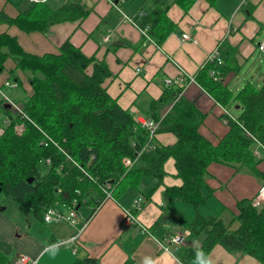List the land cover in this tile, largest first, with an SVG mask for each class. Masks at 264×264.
<instances>
[{
  "label": "trees",
  "instance_id": "obj_1",
  "mask_svg": "<svg viewBox=\"0 0 264 264\" xmlns=\"http://www.w3.org/2000/svg\"><path fill=\"white\" fill-rule=\"evenodd\" d=\"M147 1L137 7L132 20L146 28L156 45L174 29L167 15L170 5L176 3L186 11L194 2L152 0L149 7ZM87 13L83 0H66L55 7L46 0H31L14 16L0 9V24L25 32H45L53 23L76 20ZM6 59L14 64L4 80L13 86L0 83V120L5 123L0 134V194L12 197L42 219L46 206L57 202L68 205L75 197H85V203L95 207L107 183L116 199L127 188L138 187L142 178L153 177L156 184L161 183L163 164L172 157L181 184L166 185L163 197L168 202L178 200L193 206L192 217L183 226L190 231L189 236L201 238L197 246L180 249V261L201 264L212 247L220 244L232 254L249 255L264 264V204L253 205V196L242 197L226 220L220 215L224 205L213 197V189L206 182L210 162L232 165L264 181V170L253 154V137L264 145V80L260 86L249 81L232 95L209 74L210 68L217 76L225 74L224 62L199 66L195 80L224 106L234 103L240 107L235 118L227 116L228 130L213 145L198 131L202 113L192 101L177 96L181 85L165 87L160 97L152 100L156 110L151 118L158 120V126L149 137L129 109L122 108L107 92L103 85L110 75L106 62L84 54L69 39L57 52L36 54L26 51L15 35L0 31V73ZM3 88L20 110L6 102ZM166 105L168 110L160 115L157 108ZM17 123L24 125L20 135L14 131ZM158 130L172 131L176 140L169 145L156 142ZM45 134L56 144L45 143ZM126 156L133 160L130 166L122 162ZM39 162L46 169L40 168ZM5 261L0 251V264ZM71 264H98V259L77 256Z\"/></svg>",
  "mask_w": 264,
  "mask_h": 264
},
{
  "label": "crops",
  "instance_id": "obj_2",
  "mask_svg": "<svg viewBox=\"0 0 264 264\" xmlns=\"http://www.w3.org/2000/svg\"><path fill=\"white\" fill-rule=\"evenodd\" d=\"M30 1L0 0V9L14 16ZM53 1L51 6L55 7L66 0ZM142 1L83 0L88 9L86 15L53 23L45 32H25L5 23L0 24V31L15 35L26 51L36 54L57 52L59 45L69 39L84 54L106 62L110 75L105 77L103 85L122 108L150 118L152 111L156 110L152 109V100L160 97L167 87L165 79L187 75L181 85L183 90L177 96L192 101L202 113L198 131L215 145L228 130L223 120V108L237 116L240 107L233 103L238 110L230 113L231 105L224 106L195 78V81H189L188 76L194 77L207 52L221 41L220 53L227 72L218 76L220 82L232 91V95L245 83L261 77L255 83L260 86L264 80V73L260 74L264 55L257 62L258 76L256 73L251 75L249 69H254V66L247 70L250 73L246 75L241 70L244 63L249 66L248 60L264 36V32L261 33L264 28V0H194L186 11L172 3L167 15L175 26L160 45L149 41L128 19L135 15ZM147 4L151 7L152 0ZM184 32L190 37L181 39ZM260 33L259 40L257 36ZM105 35H108L107 40ZM13 64L11 59L5 60L0 83L7 78L8 69ZM247 75L252 77L241 85ZM23 85L28 87L26 81ZM168 108V105L160 106L157 111L163 115ZM175 140L174 133L168 130H158L155 136V141L160 144L169 145ZM255 158L259 160L258 167L262 166L260 169L264 170V156ZM163 168L161 183L156 184L153 177L142 178L138 187L127 188L117 199L113 196L106 199L93 213L94 204H83L78 211V220L92 213L84 228L79 221L74 226L43 221L45 226L42 227L28 218L0 212V251L6 256L3 264H13L18 254L28 256L25 264H71L75 257L83 255L97 258L98 264H183L177 256L180 249L186 245L197 246L201 238L192 239L188 236L190 231L183 226L192 217L193 210L189 204L178 200L168 202L163 197L166 185L181 184L180 177L176 176L174 159L169 157ZM207 172L206 182L213 189V197L225 207L220 211L224 218L229 217L226 210L234 211L236 201L253 196L263 182L246 172L237 171L232 165L217 162H210ZM140 197V207L132 211L139 223L147 227V232H141L137 223L123 222L124 208H131L134 200ZM55 206L66 208L63 202H57ZM185 230L189 234L183 244L170 241L171 235ZM72 237L75 238L72 242L62 243ZM160 243L168 248L163 249ZM201 264L260 263L249 255L232 254L220 244H215Z\"/></svg>",
  "mask_w": 264,
  "mask_h": 264
},
{
  "label": "built area",
  "instance_id": "obj_3",
  "mask_svg": "<svg viewBox=\"0 0 264 264\" xmlns=\"http://www.w3.org/2000/svg\"><path fill=\"white\" fill-rule=\"evenodd\" d=\"M132 23H134L136 26L137 24L132 20V18H128ZM139 28V30L141 31V33L150 41H152L151 37L146 33V28L142 27L140 28L139 26H137ZM190 37L188 33L184 32L181 35V39L183 38H188ZM105 40L108 39V35H105ZM220 44L221 41L217 42L216 46L214 48H212L211 50H209L203 60V62L201 63L202 65H206V64H212L214 66H218L221 65L223 63V59L220 53ZM258 49L261 52H264V36L262 37V39L260 40V42L258 43ZM182 74H185V72L183 70H181ZM209 74L212 75V77L218 78V76L216 75V71L213 68L209 69ZM187 75H179L175 78H171L168 77L165 79V84L166 86H171V85H182L184 84L185 80L184 77ZM189 77V81H195L193 76H188ZM5 85L8 86H13V83H9L8 81L4 82ZM183 88L181 89V91H179L178 94H180L182 92ZM1 92V90H0ZM3 98L6 99V102L9 103V105L11 107H13V109L15 110H20L19 106L13 102L9 96L6 93H1ZM223 108V107H222ZM223 112H224V117L223 120L226 123L227 121V116H230L232 118H235L234 116H232L231 114H229L227 112V110L225 108H223ZM132 117L133 119L141 126L144 127L145 129H147L148 131V135L149 137H151L155 131L156 128L158 126V122L154 121L152 118L149 117H145L141 114L138 113H132ZM2 124V123H1ZM14 130L17 134H21L22 131L24 130V125L23 123H17L14 126ZM3 132V127L2 125L0 126V134ZM46 135V141L44 140L45 143L47 142H52L53 144H56L54 140H52L47 134ZM253 137V136H252ZM254 139V149H253V154L256 157H262L264 156V145L262 144V142H260L257 138L253 137ZM146 147H150L151 144H145ZM59 149H61L62 151H64V149L60 146H58ZM145 147V146H144ZM46 162H49V158H47L45 160ZM122 162L125 166H130L133 162V160H131L129 157H123L122 158ZM102 191H103V197L101 199H97V204L94 207L93 212L99 208V206L108 198L112 197V192L109 189V183H107L105 186H102ZM141 200L142 197L137 198L134 200L132 207L131 208H124L123 212H124V217H123V222L124 223H137L140 226V230L141 232H147V227L144 226L143 224L139 223L138 219L134 216L133 211L134 209H138L140 207L141 204ZM86 202V198H73L71 200V203L68 204V208L66 210H62L58 207H56L55 205H49L46 206L42 212V220L44 222H63V223H67L70 224L72 226L76 225L79 221L81 228H84V226H86L87 222L89 221V218L92 216V214H89L87 217L83 218L81 221L78 220L79 219V212L78 209ZM253 205H258L261 203H264V181L260 184L254 199H253ZM189 234L188 230H185L181 233H175L173 235H171L170 237V241L174 242L177 245H181L184 243L185 238L187 237V235ZM75 238L72 237L71 239L67 240V241H63L62 243H67V242H72ZM163 249H167V245L160 243ZM75 249H73V252H75ZM28 260V256L26 254H18L17 256H15L14 260H13V264H25L26 261Z\"/></svg>",
  "mask_w": 264,
  "mask_h": 264
},
{
  "label": "rangeland",
  "instance_id": "obj_4",
  "mask_svg": "<svg viewBox=\"0 0 264 264\" xmlns=\"http://www.w3.org/2000/svg\"><path fill=\"white\" fill-rule=\"evenodd\" d=\"M10 1H14L15 2V0H10ZM19 1H21V3H23V2H27V0H19ZM18 3V2H17ZM48 3H50V4H53L54 3V1L53 0H48ZM264 32V28H263V30H262V32L261 33H263ZM261 33L257 36L258 37V39L260 40V35H261ZM256 48H257V46H256ZM264 55V53H262L260 50H258V49H255L253 52H252V58H250L249 60H248V62H249V66L247 65V64H243V66H242V69H243V71L241 70V73L243 72V75H246V74H249L250 72H252L251 73V75H253V74H255L256 73V76H258L259 74H258V69H259V64L257 63L258 62V60H260L261 58H262V56ZM264 63V61H262V64ZM254 66V69H249L250 67H253ZM250 70V72H248L247 70ZM262 73H264V67H262L261 68V70H260V74L262 75ZM251 75H247L246 76V78L241 82V85L247 80V79H250L252 76ZM260 79H261V77L257 80V81H253L254 83H258L259 81H260ZM3 91H4V93H6V94H8V92H7V90H5L4 88H3ZM12 100V99H11ZM238 109H235L234 107H233V105H231L230 107H229V112L231 111L232 113H234V112H236ZM230 112V113H231ZM2 115V114H1ZM145 117H148V116H145ZM150 118V117H149ZM2 123V124H1ZM1 125H5V123L4 122H1V120H0V126ZM15 131V130H14ZM23 132V131H22ZM16 133V132H15ZM17 134V133H16ZM18 135H20V134H18ZM132 160V159H131ZM259 162V161H258ZM39 167L40 168H45L46 169V165L44 164V163H42V162H39ZM242 172H245V171H242ZM247 174H249V173H247ZM249 175H251V174H249ZM253 176V175H252ZM133 190H135V189H133ZM131 193H134L135 191H130ZM256 194V193H255ZM255 194L253 195V199H254V196H255ZM252 202H253V200H252ZM261 204H264V203H261ZM259 205V204H258ZM190 206V208H192L193 206L192 205H189ZM82 207V206H81ZM0 208H1V210H0V212L1 213H4L5 215H7V216H12V217H15V216H19V217H21V218H24V219H26V218H28L30 221L32 220V221H34L35 222V224H38V225H40V226H45V223L43 222V220L42 219H37V218H35V216L31 213V211L28 209V208H26V207H24V206H22V205H20V204H18L12 197H10V196H8V195H5L4 193H2V194H0ZM24 208V209H23ZM68 208V205L66 204V208H64V209H62V210H66ZM189 209V207H187V209L186 210H188ZM78 211H79V209H78ZM226 213L229 215V217L228 218H226V220L227 219H229L230 217H231V213H230V211H228V210H226ZM184 217V216H183ZM51 224V223H50ZM189 236V235H188ZM192 239H196V238H198V236H192L191 237Z\"/></svg>",
  "mask_w": 264,
  "mask_h": 264
},
{
  "label": "water",
  "instance_id": "obj_5",
  "mask_svg": "<svg viewBox=\"0 0 264 264\" xmlns=\"http://www.w3.org/2000/svg\"><path fill=\"white\" fill-rule=\"evenodd\" d=\"M28 180L31 181V178H29ZM0 191H1V186H0Z\"/></svg>",
  "mask_w": 264,
  "mask_h": 264
},
{
  "label": "bare ground",
  "instance_id": "obj_6",
  "mask_svg": "<svg viewBox=\"0 0 264 264\" xmlns=\"http://www.w3.org/2000/svg\"><path fill=\"white\" fill-rule=\"evenodd\" d=\"M115 3V2H114ZM137 70V69H136ZM261 160V159H260ZM76 198V197H75ZM135 213V212H134Z\"/></svg>",
  "mask_w": 264,
  "mask_h": 264
}]
</instances>
